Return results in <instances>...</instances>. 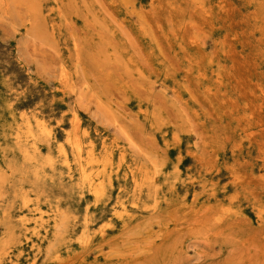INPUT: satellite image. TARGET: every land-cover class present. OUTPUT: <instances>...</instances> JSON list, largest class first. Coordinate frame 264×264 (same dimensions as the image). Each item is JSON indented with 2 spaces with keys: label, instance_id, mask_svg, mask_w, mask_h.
I'll return each instance as SVG.
<instances>
[{
  "label": "rangeland",
  "instance_id": "374dc122",
  "mask_svg": "<svg viewBox=\"0 0 264 264\" xmlns=\"http://www.w3.org/2000/svg\"><path fill=\"white\" fill-rule=\"evenodd\" d=\"M8 1L0 264H264V0Z\"/></svg>",
  "mask_w": 264,
  "mask_h": 264
},
{
  "label": "bare ground",
  "instance_id": "6f19581e",
  "mask_svg": "<svg viewBox=\"0 0 264 264\" xmlns=\"http://www.w3.org/2000/svg\"><path fill=\"white\" fill-rule=\"evenodd\" d=\"M8 1V0H7ZM21 1V0H20ZM2 2H3V0H2ZM6 2V1H5ZM9 2V1H8ZM22 2V1H21ZM10 3V2H9ZM12 3V2H11ZM3 5V4H2ZM10 5V4H9ZM17 5V4H16ZM10 7H11V5H10ZM17 7V6H16ZM0 8H1V6H0ZM7 8H9V7H7ZM14 8H15V4H14ZM10 9V8H9ZM11 10V9H10ZM1 11V10H0ZM1 12H3V11H1ZM4 12H5V10H4ZM6 12H7V10H6ZM15 12V11H14ZM9 14V13H8ZM8 14L6 15V16H8ZM13 17V16H12ZM15 18V17H14ZM5 19V18H4ZM16 21V20H15ZM13 23H14V21H13ZM14 25H16V24H14ZM31 26V25H30ZM15 27H17V25L15 26ZM13 28V27H12ZM14 30V29H13ZM15 32H16V30H15ZM1 80V79H0ZM6 80V79H5ZM2 83V82H1ZM5 85V84H4ZM3 92V91H2ZM5 96V95H4ZM8 96V95H7ZM5 98V97H4ZM40 103V102H39ZM43 103V102H42ZM8 106H9V103H8ZM42 106H43V104H42ZM10 107V106H9ZM12 108V107H11ZM15 109V108H14ZM74 111V110H73ZM75 113V112H74ZM19 116V115H18ZM10 117H11V115H10ZM55 118V117H54ZM34 119V118H33ZM76 119V118H75ZM19 120V119H18ZM79 121V120H78ZM57 122V121H56ZM18 123V121L16 122V124ZM50 123V122H49ZM58 123V122H57ZM80 123V122H79ZM11 124V123H10ZM51 124V123H50ZM59 124V123H58ZM70 124V123H69ZM66 125V124H65ZM75 125V124H74ZM77 125V124H76ZM14 126V125H13ZM16 126V125H15ZM71 126V125H70ZM80 127V126H79ZM15 128V127H14ZM21 128V127H20ZM61 128V127H60ZM30 129H34L33 128V126H32V128H30ZM54 130V129H53ZM62 130V129H61ZM13 131V130H12ZM25 132V131H24ZM34 132V131H33ZM54 132V131H53ZM3 133V132H2ZM40 133V132H39ZM38 133V134H39ZM46 133V132H45ZM65 133V132H64ZM13 134H14V132H13ZM36 134V133H35ZM34 134V135H35ZM37 134V135H38ZM43 134H44V132H43ZM45 135V138H46V134H44ZM48 135V134H47ZM39 136V135H38ZM63 136H64V134H63ZM22 137V136H21ZM24 137V136H23ZM35 137H37V136H35ZM42 137V136H41ZM59 137V136H58ZM68 137V136H67ZM38 138V137H37ZM66 138V137H65ZM16 139V138H15ZM36 139V138H35ZM51 139V138H50ZM49 138H48V143L51 141ZM27 140V139H26ZM43 140H45L44 138H43ZM61 140H63V138L61 139ZM65 140V139H64ZM39 141V140H38ZM22 142H24V140L22 141ZM30 142V141H29ZM17 143V142H16ZM20 143H21V141H20ZM27 143V142H26ZM37 143H41L40 141L39 142H37ZM43 143H45V142H43ZM59 143H61V142H59ZM71 143L73 144V151H74V153H75V155H76V157H77V160H78V162H79V165H80V169H81V181L84 183V184H89L90 186H92L91 187V193L93 194V195H96V194H99L101 191H102V187H103V177L105 176V173H106V171H107V163L106 162H104L103 160H99V159H96V157H95V154L92 152V151H90L89 150V152H88V154H87V156L85 155V154H83V151H84V149H83V147H82V145H81V143L79 142V140H78V138H73L72 140H71ZM19 144V142L16 144V145H18ZM42 144V143H41ZM51 144V143H50ZM68 144H69V142H68ZM67 144V145H68ZM28 145V144H27ZM49 145V144H48ZM70 145V144H69ZM28 146H30V145H28ZM44 146V145H43ZM46 146V145H45ZM93 146V145H92ZM35 147V146H34ZM48 147V146H47ZM27 146H23V147H21V153H22V156H24L27 160H29V161H31V164L33 165V166H37L38 167V165L46 158V157H51V155L50 154H47V155H50V156H46V157H44V156H42L41 155V151L39 150V149H36V150H38V151H36L35 152V150H34V153L32 154L30 151H28L27 150ZM49 148V147H48ZM57 148V147H56ZM30 149V148H29ZM33 149V148H32ZM1 150V149H0ZM58 150V149H57ZM49 151V150H48ZM60 151V150H59ZM58 151V152H59ZM33 152V151H32ZM69 152H70V148H69ZM2 154V153H1ZM65 156H66V158H67V153L65 152ZM112 156V155H111ZM5 158V157H4ZM53 158V157H52ZM51 158V159H52ZM66 158H64V159H66ZM57 159V158H56ZM123 159V158H122ZM49 160V159H48ZM47 160V161H48ZM111 161H112V159H111ZM50 162V161H49ZM64 162V161H63ZM16 165V164H15ZM15 165L13 166V167H15ZM20 166V165H19ZM7 167H9V165L7 166ZM10 168V167H9ZM14 169H16V167L14 168ZM116 169H118V168H116ZM115 169V170H116ZM10 170H11V168H10ZM13 170V169H12ZM2 171V170H1ZM3 171H5V168H4V170ZM2 171V172H3ZM15 171V170H14ZM117 171V170H116ZM24 173V172H23ZM44 173H45V171H44ZM58 173V172H57ZM2 174V173H1ZM6 172H5V176H6ZM10 174V173H9ZM13 174V173H12ZM16 174V173H15ZM18 175H19V172H18ZM22 175V174H21ZM25 175V174H24ZM2 176H4V174L2 175ZM4 176V177H5ZM121 176V175H120ZM13 177V176H12ZM36 177V176H35ZM145 177V176H144ZM3 177H1L0 176V180H2L3 181V179H2ZM18 178V177H17ZM28 178V177H27ZM11 179V178H10ZM26 179V178H25ZM17 180H19V179H17ZM28 180V179H27ZM31 181H34L33 179H30ZM36 180H39L40 181V179H36ZM35 180V181H36ZM41 180H43V179H41ZM51 180V179H50ZM49 180V181H50ZM109 180V179H108ZM30 181V182H31ZM43 182V181H42ZM44 183V182H43ZM46 183V182H45ZM11 184V183H10ZM29 184H31V183H29ZM34 184V183H33ZM40 184H42V183H40ZM26 185H27V183H26ZM32 185V184H31ZM36 185H37V183H36ZM44 185V184H43ZM42 185V186H43ZM22 186V185H21ZM33 187H35V186H33ZM44 187H45V185H44ZM48 187V186H47ZM31 188V187H30ZM37 188V187H36ZM23 189V188H22ZM21 189V190H22ZM27 190L29 189V188H26ZM42 189H43V187H42ZM49 189V188H48ZM30 190V189H29ZM38 190V189H37ZM22 192H23V190H22ZM31 193H32V191H31ZM16 194V193H15ZM45 194V193H44ZM23 195V194H22ZM26 195H28V194H26ZM28 198V197H27ZM21 199H22V197H21ZM31 199V198H30ZM29 199V200H30ZM18 202V201H17ZM23 202V201H22ZM29 202H31V200L29 201ZM29 202H26V203H29ZM3 204V203H2ZM91 204V203H90ZM124 207V206H123ZM13 209V208H12ZM118 209V208H117ZM15 211V210H14ZM103 212V211H102ZM43 222H44V220H43ZM63 225V223L62 222H59L58 223V228H60L61 226ZM14 226V225H13ZM18 229V228H17ZM5 243V242H4Z\"/></svg>",
  "mask_w": 264,
  "mask_h": 264
}]
</instances>
